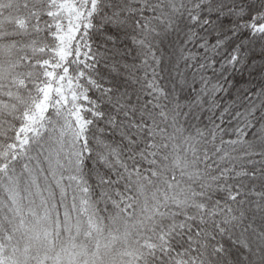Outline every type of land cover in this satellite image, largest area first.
I'll return each mask as SVG.
<instances>
[{
	"label": "snow or ice",
	"instance_id": "1",
	"mask_svg": "<svg viewBox=\"0 0 264 264\" xmlns=\"http://www.w3.org/2000/svg\"><path fill=\"white\" fill-rule=\"evenodd\" d=\"M0 264H264V0H0Z\"/></svg>",
	"mask_w": 264,
	"mask_h": 264
}]
</instances>
